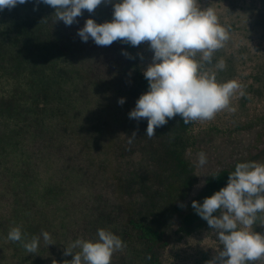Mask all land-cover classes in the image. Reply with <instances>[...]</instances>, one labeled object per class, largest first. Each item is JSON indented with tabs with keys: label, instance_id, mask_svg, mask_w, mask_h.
<instances>
[{
	"label": "trees",
	"instance_id": "trees-1",
	"mask_svg": "<svg viewBox=\"0 0 264 264\" xmlns=\"http://www.w3.org/2000/svg\"><path fill=\"white\" fill-rule=\"evenodd\" d=\"M55 11L46 4H37L36 0L0 11V181L4 187L0 198L9 197L11 193L19 206L17 214L21 212V185L32 184L36 170L41 173L42 143L38 140L46 134L47 119L51 121L58 115L60 121L69 123V109L94 100L102 119L99 123L114 124L112 134L122 133L127 141L126 152L141 153V160H130L138 165L129 173L132 177L125 187L128 196L123 203L117 197L115 174L111 175L112 194L105 196L98 187L105 164H100L97 170L94 163L88 161L92 171L83 164L77 166L79 173L86 170L83 176L93 183L97 194L82 209L84 217L80 220L66 218L68 213L64 211L63 238L71 239L70 244L80 238L94 240L99 229H107L126 245L123 251L113 255L111 264H164L165 251L178 235L210 229L195 209L187 206L198 183L195 168L187 158L196 143L192 123L184 124L177 115L156 128V136L148 138L147 120L129 118L136 101L149 89L140 60L141 44L132 46L115 41L110 46H99L91 38L82 41L77 34L89 18L98 24L110 22L112 4H102L93 13L83 10L71 26L57 21ZM78 57L84 60L77 63L82 66V83L76 82L80 73L67 67L69 62L75 64ZM74 77L76 81L71 80ZM91 89L98 91L97 99L88 92ZM85 91L87 100L77 95ZM50 96L63 106L49 110ZM121 98L125 101L123 105L118 103ZM55 125L63 136L68 133L63 125ZM3 129L7 131L4 133ZM133 133L135 139L129 144ZM4 138L6 142H2ZM142 166L145 171L139 169ZM230 173L229 169L217 173L209 182V193L203 200L226 187ZM25 204L29 205L28 209L33 206L28 201ZM176 218H180L177 229L174 227ZM40 225L41 237L47 231L57 242L58 234L51 229L52 221L46 219ZM35 231L29 228L25 233L29 236L28 233L35 234ZM10 243L14 249L12 263L17 259L21 263V242ZM60 243L59 240L57 244ZM46 252L45 245L34 258L26 259L27 264H41ZM63 253H58L60 261ZM68 256L73 259L72 255Z\"/></svg>",
	"mask_w": 264,
	"mask_h": 264
},
{
	"label": "rangeland",
	"instance_id": "rangeland-1",
	"mask_svg": "<svg viewBox=\"0 0 264 264\" xmlns=\"http://www.w3.org/2000/svg\"><path fill=\"white\" fill-rule=\"evenodd\" d=\"M200 7H212L215 9L220 23L229 30L230 39L225 46L218 50L213 57L211 65L207 68L216 72L219 82L237 80L243 86L244 96L238 94L232 99L235 113L227 111L218 113L214 120L209 122H192V135L195 138V146L190 149L187 158L193 164L198 183L194 187L187 204L192 208V202L200 203L208 195V184L220 171L235 170L239 162L256 161L264 163V0H198ZM153 51L147 42L140 47V60L144 68L153 62ZM82 57L76 58V62L67 64L69 69L80 73L76 82H83L81 67L84 62ZM223 60L226 67L223 70L215 68L219 60ZM78 63V64H77ZM66 69V68H65ZM71 87V82H70ZM87 91L78 93L79 98L87 96ZM94 98H98L96 90L88 91ZM52 94V93H51ZM54 94V93H53ZM48 100L49 110H56L63 105L50 96ZM87 100V98L85 99ZM85 103L69 109L70 122L59 120L57 115L53 120L47 119V131L38 141L41 145V173L34 172V182L21 185V212L17 214L18 204H15L14 196L0 198V264H27V258H34L47 246L46 256L42 257L41 264H65L71 261L64 255L59 260L58 253L65 252L71 239L63 238L64 215L73 218L75 222L80 220L84 209L91 198L97 194L93 183L77 172L76 167L83 164L90 171L94 163L96 169L100 164H105L102 172L103 179L98 182L102 194L113 193L111 175L115 174L118 200L123 203L128 194L125 190L130 171L135 169V164L130 160L139 162L140 154H129L124 149L127 141L122 133L112 134L115 125L111 123H99L102 119L98 116L99 107L93 102ZM98 117V118H97ZM95 126H92L95 124ZM55 124L63 125L68 133L63 136ZM92 126V127H91ZM4 133L7 129H3ZM9 135V132H7ZM68 136V137H67ZM2 142H6L4 138ZM206 154L207 163L199 166L197 153ZM145 171V166L140 167ZM0 181V192L4 190ZM50 192L47 194V192ZM32 203L30 209L26 202ZM34 209V212H33ZM64 211H66L64 213ZM19 217V218H18ZM50 219L52 231L56 232L57 244L52 238L51 245L45 243L40 235L41 221ZM180 218L174 220V227L180 226ZM68 224V223H67ZM19 226L24 235V241L28 242L33 236L39 237V247L36 253L29 254L21 242V263L17 259L14 263L11 256L14 253L11 241L7 239L12 227ZM73 226H76L74 223ZM29 228L36 229L35 234L26 235ZM254 230L264 234V226L259 221ZM52 233V232H51ZM222 246L212 229H197L190 235H178L166 249L164 264H208L217 256V251ZM17 261V262H16ZM264 264V262H256Z\"/></svg>",
	"mask_w": 264,
	"mask_h": 264
},
{
	"label": "clouds",
	"instance_id": "clouds-1",
	"mask_svg": "<svg viewBox=\"0 0 264 264\" xmlns=\"http://www.w3.org/2000/svg\"><path fill=\"white\" fill-rule=\"evenodd\" d=\"M27 2L0 0V11ZM36 3L54 8L56 20L66 26L75 23L83 10L93 13L102 4H112L110 22L98 24L94 19L86 20L77 33L82 41L91 38L99 46H110L115 41L132 46L149 44L154 53L153 62L144 71L149 89L129 113L130 119L147 120L148 138L156 136L155 129L177 115L184 124H189L212 121L224 111L235 113L233 97L245 95L237 80L219 82L216 72L207 68L230 35L215 9H202L198 0H115V3L113 0H36ZM225 67L222 59L215 64L218 70ZM124 102V98L118 101L121 105ZM135 135L129 138V144ZM197 158L199 166L207 163L204 152L197 153ZM192 207L214 230L222 246L208 264L264 262V234L254 230L257 221L264 226V163H237L226 187L205 198L202 204L193 201ZM42 236L46 244H54L47 231ZM7 239L22 242L29 254L36 253L39 247L37 236L23 242L19 226L10 229ZM125 247L119 236L101 228L96 239L80 238L66 247L64 255H72L73 259L65 264H111L113 255Z\"/></svg>",
	"mask_w": 264,
	"mask_h": 264
}]
</instances>
